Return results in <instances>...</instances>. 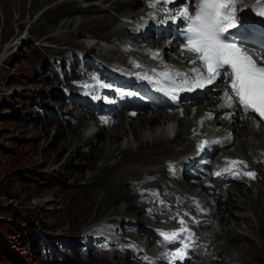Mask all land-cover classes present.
Masks as SVG:
<instances>
[{
    "label": "bare ground",
    "instance_id": "1",
    "mask_svg": "<svg viewBox=\"0 0 264 264\" xmlns=\"http://www.w3.org/2000/svg\"><path fill=\"white\" fill-rule=\"evenodd\" d=\"M7 1L8 0H0V4L2 5L3 15L6 18L7 23L5 27H8V31L16 28L24 35L26 25L31 22L28 33L32 35V37H41L42 33H51L47 34V36L41 40V43H58L61 45L66 42L70 47L80 49L82 55H89L88 53L91 51L98 52V47L96 46L99 45L101 49L98 52L100 54L98 58L102 59L101 61L91 57V60L83 64L76 59L71 62V66L73 67L81 64L88 69L107 66L116 60L121 61L123 55H118L115 52V48L118 46L116 43L119 39H114V37L122 36V31H128L134 28V24L119 23V16L118 18H112L108 15L96 14L97 12L116 13L120 9H128L125 10L120 17L132 22H135L136 19L141 17L147 18L149 13L152 12L155 13V17H159V21H162L161 18L163 16L162 13L150 11L149 8L145 7L143 3L147 0H63L58 2L59 4L56 3L57 5L55 4L48 7L34 22L31 19L36 17L37 11L42 9L46 4L45 2H48V0H31L32 5L29 9L23 8L24 6H22V4L25 2L24 0H10V4L12 5H9ZM241 1L242 3L240 6L242 10L249 11L250 15L253 17L252 19L244 18L243 22L255 28L257 26L256 24L260 22V17H256L255 13L250 12V10L253 5L256 4L257 0ZM85 2L89 5H84ZM136 3L141 5L133 8ZM13 13H17L19 17L13 18ZM76 13H81L84 18L80 21L78 18L72 19L70 17L63 23H60L65 15H76ZM26 16L30 17L28 22ZM117 22V26L112 27ZM86 28L88 29L84 30ZM109 29H112L111 34H109ZM106 31L108 35L104 34ZM156 33V30L151 33L154 38ZM85 34L93 36L88 45L79 42L77 39L69 38L70 35L82 36ZM19 37L20 35H15L13 43H15ZM130 37L131 35H129V39ZM96 39H100V42H103L104 45L99 43L94 44L93 42ZM161 41L163 42L151 41L148 45L153 52L159 50V53H161V51H163V56L168 58L167 65L173 66L177 63L181 66L183 71H186L187 65L189 64L186 62L187 56L181 55L180 46L177 43H167L163 37ZM142 47L143 44L138 46L139 49H142ZM70 50H72V48ZM65 51L67 50L62 48L56 55L62 57V55L66 53ZM256 51L259 50L257 49ZM139 55L144 57V54L140 51ZM56 57L57 56H54V59ZM57 78L59 79V84L65 83L67 79L70 78V71L66 70V66L64 74L65 79H61L58 75ZM224 90L225 86L219 83L207 87L200 99L188 103V105L183 108V114L171 115L164 111H157L150 114L136 113L135 116L122 118V122L120 123L110 122L104 127L99 126L97 128L86 123L90 120V115H81L80 113L74 114L70 111L64 99L61 97L64 107L66 106L68 108V110H66L68 111L66 117L70 115L73 120L77 119L80 122L78 137L75 134L71 136L70 133L74 132V128H71L69 133L71 138H63L62 142H59L60 152L58 155L71 147L78 149L83 143H94V140H98V138L101 140L109 138L110 140V144L103 146L100 152H96V150L100 148L99 146L96 147L93 145L90 149V153L94 152V154H99L101 156V161L103 163H101V165H96L93 161L87 162L88 169L91 168L90 166H97V169H95L93 179L87 180L86 182L87 186L91 184V187L84 196L85 209L83 214L85 216L79 231L91 232L92 227L98 226H95V224L96 222L99 223L98 219L100 216L106 213L116 216L118 219H121L120 221L127 220L124 219L123 216H125V218L129 217L132 221H136V216L141 212L143 214L144 211H141V208L133 201V196L127 190L128 186H140L141 182L149 177H165L166 168L162 166V164L167 161H178L186 154H190L194 158L197 156L200 157L197 153V146L195 145L196 137L194 136L195 133L198 132L200 133V138H206L219 146L218 155H220V157L222 156L221 160L227 158H244L260 176L251 186V188H254V186L257 187V191L254 193L250 191L249 187L241 188L239 185L231 186L226 190L220 187V192H218V187H214V182L210 180L201 185V189L197 186L188 188L181 182L178 184L180 188L184 190L189 189L193 193L202 196L203 200L207 202L208 206L211 208V216L209 218L215 220L217 216H219L221 224L224 225L223 235L226 239V248L214 246L212 243H209V246L206 247L208 252H213V256L219 258L213 261L212 264H248V262L264 264V246L261 245L264 243V126L256 119L246 118L239 107L233 109L221 107L224 103L221 99ZM52 94L53 89L50 90L49 98L51 99L47 100L49 104H51L50 102L53 98ZM59 106L62 107V104ZM229 112L233 113L231 118H225V114ZM208 114H211V119L208 118ZM47 116L53 117L54 122H58V118H61L60 114L55 117L52 112L47 113L46 117ZM135 119L137 122H132V120L134 121ZM64 120L66 119L64 118ZM201 121H203V123H201ZM127 122L131 126L130 134H128L126 130V125H128ZM69 125H71L70 122H68L66 127L68 128ZM82 128L86 130L85 133L82 132ZM44 130L43 133L50 131V129ZM61 133L64 134V132ZM124 142L127 143V145H122ZM173 151L179 152L177 158H172L170 155ZM204 158H211V155H206L200 160ZM111 159L114 162L110 164L109 160ZM127 176H137L138 178L127 182L125 180ZM81 177L83 176L80 174L77 176L78 179ZM158 184L159 183L156 185ZM232 191H235L237 195H232ZM221 202L224 203L222 204ZM239 205H242L241 209L238 208ZM223 206L225 207L224 209ZM95 209V216L93 217L91 213H93ZM251 213L254 214V217L249 216ZM224 217H226V219ZM241 219H244L243 223L240 222ZM109 222L110 221L95 228V231L98 229L99 231L97 232L105 231L107 225L111 224ZM252 224L256 226L255 230L249 228V225ZM67 229L68 231L76 233L75 226L73 225H70ZM208 230L207 236L209 238L206 242L212 241L219 235L212 226L209 227ZM257 235H262V240H257ZM259 237L260 236H258V238ZM253 239H256V242L261 245L254 251H240L237 253L233 252L235 250H230L228 248L242 243H249ZM86 243H88V241H86ZM116 255L117 254L114 253V257H116ZM223 256L231 258V260L227 261L225 258H222ZM85 260L86 262H93V264H134L130 261L123 263L121 261L112 262L111 260H105V258H92V261L86 258Z\"/></svg>",
    "mask_w": 264,
    "mask_h": 264
},
{
    "label": "rangeland",
    "instance_id": "2",
    "mask_svg": "<svg viewBox=\"0 0 264 264\" xmlns=\"http://www.w3.org/2000/svg\"><path fill=\"white\" fill-rule=\"evenodd\" d=\"M24 1L23 8L29 9L32 5L31 0ZM60 1L63 0L46 1L44 7L39 9L36 17L31 20L35 22L48 7ZM7 2L12 5L10 0ZM86 3L84 5H89ZM140 5L136 3L133 8ZM125 10L128 9L123 8L116 13L102 11L96 14L118 18L123 15ZM17 17L19 15L13 13V18ZM26 17L28 22L30 17ZM70 17L78 18L80 21L84 18L81 13L65 15L60 23ZM118 22L126 23L122 19L121 21L118 19ZM118 22L112 27H116ZM6 23L0 4V264H93V262H86V258L92 261V256L91 254L86 255L84 247L86 241L90 243L92 237L101 233L97 232L99 229L95 231V228L110 221L111 224L105 228V231L110 232L112 229H116L115 225L122 226L123 221L106 213L100 216L99 223L95 224L98 226L92 227L91 232L79 231L85 216L83 214L84 196L91 187V184L87 186L86 182L93 179V174L97 169V166H90L91 168L88 169L87 162L93 161L96 165L103 163L101 156L94 152L90 153V149L93 145L99 146L100 148L96 152H100L103 146L110 144L109 138L102 140L98 138V140H94V143H83L78 149L71 147L58 155L60 152L59 142H62L63 138L70 137L71 128H74L75 132L70 133L71 136L75 134L78 137L79 124H73L70 115L66 117L68 108L64 107L62 103L61 93L68 83L59 84L56 73L63 77L65 66L71 74L77 73L79 64L73 67L71 62L75 59L79 62V57L81 58L83 55L80 53V49L70 47L66 42L61 45L41 43V40L51 33H42L41 37H32L28 33L31 22L26 25L24 35L16 28L8 31V27H5ZM109 30V34H111L112 29ZM104 34L108 35V32L106 31ZM15 35H20V37L13 43ZM91 37L93 36L89 34L69 36L70 39H77L85 45L89 44L92 40ZM116 38L118 39L119 36L114 37V39ZM151 41L163 42L150 34L146 43L149 44ZM93 43L103 44L100 39H96ZM96 47L99 52L101 47L99 45ZM62 48L67 51L60 57L56 54ZM71 48L72 50H70ZM98 52H89V55H86L87 59L91 60V57H94L101 61L102 59L98 58L100 55ZM54 56L57 57L54 59ZM51 89H53V98L49 104L47 100L51 99L49 98ZM195 101L185 102L184 107ZM60 104L62 107L59 106ZM68 107L74 114L79 112L70 105ZM49 112H52L55 117L60 114L59 121L54 122L53 117H46ZM141 113L150 114L153 111ZM68 122L71 125L67 128ZM120 122L122 121H118V123ZM132 122H137V120H132ZM126 126L127 133L130 134L131 126L129 124ZM44 129H50V131L46 134L43 133ZM81 130L84 133L86 131L84 128ZM125 144L127 145L125 142L122 145L125 146ZM178 153V151H173L170 155L172 158H177ZM113 162L112 159L109 160L110 164ZM162 166L165 167L164 164ZM77 174L83 177L78 179ZM136 178L138 177L127 176L125 180L130 182ZM159 178L154 177L153 179ZM141 183L149 182L145 179ZM239 187L242 188V186ZM256 188V186L250 187V191L254 193L257 191ZM127 190L133 196V201L136 202L134 199L135 188L128 186ZM232 192V195L236 194L235 191ZM238 208L241 209L242 205H239ZM95 211L96 209L91 213L93 217ZM138 216L142 218V212ZM249 216L254 217V214L251 213ZM219 218L217 216L212 222V227L219 235L210 241V244L226 248V239L223 235L224 225L221 224ZM224 218L226 219V217ZM243 221L244 219H241L240 222L243 223ZM70 225L75 226L76 233L68 231L67 227ZM249 228L255 230L256 226L252 224L249 225ZM258 236L260 237L258 238ZM144 237L142 235V238ZM138 238L141 239V235H138ZM257 240H262V235H257ZM101 241L102 238H98V242ZM261 245L264 246V243ZM261 245L256 242V239H253L249 243L228 248L239 253L240 251H254ZM222 258L227 261L231 260L225 256ZM217 259L219 258L213 256V252H208L206 260L202 261V264H212ZM115 261L124 262V260H112V262ZM248 264L254 263L248 262Z\"/></svg>",
    "mask_w": 264,
    "mask_h": 264
},
{
    "label": "snow or ice",
    "instance_id": "3",
    "mask_svg": "<svg viewBox=\"0 0 264 264\" xmlns=\"http://www.w3.org/2000/svg\"><path fill=\"white\" fill-rule=\"evenodd\" d=\"M237 4L238 0H184L182 5H177L176 0H150L149 8H164L161 18L164 22L171 21L185 25L180 31V36L183 37L180 43L181 55L187 53L188 64L200 65L191 68L188 73L176 69L158 73L166 84L159 87L158 91L175 101L178 92H191L218 83L223 84L225 90L221 99L224 103L221 107L228 109L239 107L245 114L257 116L264 121V54L250 50L244 46V41L238 42L234 39L236 33L233 30L238 32L243 26L244 19L243 16H238ZM170 5L176 6L177 10L171 11L168 7ZM250 12H254L256 17H264V0H257ZM261 23L264 24V20ZM159 55V50H156L152 53V58L155 59ZM136 67L140 65L136 64ZM144 79L150 77L146 75ZM155 83L159 85L161 81L157 80ZM100 87L110 86L100 85ZM116 91L121 95H132V93H123L120 89ZM232 114L226 113L225 118L230 119ZM208 118H212L211 114H208ZM208 143L202 141L199 148L204 149ZM228 164L229 167L222 171L233 172L236 175H240L238 165L247 167L246 162L239 160L229 161ZM243 175L254 179L256 173L248 171ZM179 223L182 226L179 231L159 233L166 244L183 240L185 233L188 240L194 236V233L183 227L185 225L183 218ZM188 247L189 245L184 243L182 247L171 253L170 260L173 262L177 259L183 260Z\"/></svg>",
    "mask_w": 264,
    "mask_h": 264
}]
</instances>
